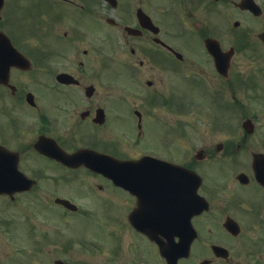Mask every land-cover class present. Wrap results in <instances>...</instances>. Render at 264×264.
Returning a JSON list of instances; mask_svg holds the SVG:
<instances>
[{
  "label": "flooded vegetation",
  "instance_id": "obj_1",
  "mask_svg": "<svg viewBox=\"0 0 264 264\" xmlns=\"http://www.w3.org/2000/svg\"><path fill=\"white\" fill-rule=\"evenodd\" d=\"M3 3L0 155L27 179L0 195V264H167L150 237L192 228L178 264H264V0H42L22 25Z\"/></svg>",
  "mask_w": 264,
  "mask_h": 264
},
{
  "label": "rangeland",
  "instance_id": "obj_2",
  "mask_svg": "<svg viewBox=\"0 0 264 264\" xmlns=\"http://www.w3.org/2000/svg\"><path fill=\"white\" fill-rule=\"evenodd\" d=\"M25 2H26L25 3L26 8L23 9V12H22V15L20 18V25H22L23 22H25V21H30L33 18L34 14L37 11H39L38 7L41 6L39 4L41 2V0H25ZM122 130L125 132H128L129 128L127 126L126 127L122 126ZM208 175H209V177H211L213 179L217 178V176H218V174L213 172V171H208ZM81 223L82 224H80V221H79V224L76 226V229H75L76 232L72 238L79 237L82 234V232L83 233H85L86 231H87V233L90 232L91 227H92V229H94V227H93L94 224L91 221V217L83 218ZM18 230H19V232L17 233V236L19 238H21L24 241V243H31L30 235H29L27 228L24 226H20L18 228ZM74 243L77 244L76 242H74ZM139 248L141 249L145 258L148 260V256H149L148 249L143 248L142 246H139ZM36 258H40V256L37 255ZM150 261L152 264H156V262H158L154 254L152 255V257L150 256ZM23 264H33V262L30 259L25 257V258H23Z\"/></svg>",
  "mask_w": 264,
  "mask_h": 264
},
{
  "label": "water",
  "instance_id": "obj_3",
  "mask_svg": "<svg viewBox=\"0 0 264 264\" xmlns=\"http://www.w3.org/2000/svg\"><path fill=\"white\" fill-rule=\"evenodd\" d=\"M117 166H120V167H125L126 166V163H118L117 162ZM120 174H125V171H122ZM1 176V175H0ZM1 180L2 178H0V188L3 187V185H1ZM155 239V237H153ZM160 244V243H159ZM164 248L165 246L160 244V250L161 252L165 255V252H164Z\"/></svg>",
  "mask_w": 264,
  "mask_h": 264
}]
</instances>
